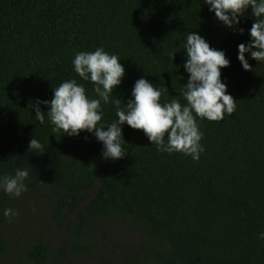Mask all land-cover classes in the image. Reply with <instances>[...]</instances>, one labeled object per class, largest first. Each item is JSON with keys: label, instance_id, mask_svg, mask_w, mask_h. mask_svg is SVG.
Instances as JSON below:
<instances>
[{"label": "trees", "instance_id": "trees-1", "mask_svg": "<svg viewBox=\"0 0 264 264\" xmlns=\"http://www.w3.org/2000/svg\"><path fill=\"white\" fill-rule=\"evenodd\" d=\"M209 8L204 0H0V176L29 172L20 197L0 189V264H65L68 257L264 264V62L245 53L247 71L238 59L255 17L249 7L235 26L241 34ZM189 32L229 59L221 80L237 105L219 122L197 118L205 149L199 161L157 151L126 123L127 155L105 160L93 133L57 140L49 106L40 104L44 123L29 107L50 101L54 88L71 79L98 98L73 65L76 53L97 48L125 68L109 103L102 102L105 126L117 119L112 101L132 99L140 78L163 89L161 104H186ZM33 138L46 147L42 154L28 150ZM9 208L19 214L5 217ZM50 232L68 244L55 254Z\"/></svg>", "mask_w": 264, "mask_h": 264}, {"label": "clouds", "instance_id": "clouds-1", "mask_svg": "<svg viewBox=\"0 0 264 264\" xmlns=\"http://www.w3.org/2000/svg\"><path fill=\"white\" fill-rule=\"evenodd\" d=\"M215 12L216 18L243 34L237 29L240 18L251 8L255 20L250 28L251 42L238 45V59L242 67L250 71L252 65L245 53L257 62H264V0H204ZM187 60L185 70L190 74L182 95L186 104L173 99L161 104L163 89L154 87L147 79L135 81L131 90L132 99L123 103L120 98L112 101L116 106V117L111 123H103V104L110 101L114 89L122 83L125 68L120 58L110 55L103 48L95 51L76 53L73 65L75 72L84 81L94 84L98 98L90 99L82 84L75 79L66 80L54 88L53 98L37 100L29 105L35 110V118L44 123L45 112L40 104L48 105L47 116L51 121L57 140L62 134L78 136L82 131L93 133L102 142V155L105 160H119L127 155L128 148L123 137L125 123L134 130H142L157 151L181 153L199 161L205 151L200 143L204 133L200 131L197 118L219 122L236 110V99L227 93V85L221 80V69L230 65L222 50L211 48L205 38L189 32L186 38ZM255 49V50H254ZM175 53V52H174ZM172 53V59L174 58ZM46 147L37 138L30 140L28 150L42 154ZM29 177L26 169H16L15 175L0 176V189L13 197L27 192L25 184ZM35 211V209H33ZM19 213L11 208L4 210L5 217ZM264 239V233L259 234Z\"/></svg>", "mask_w": 264, "mask_h": 264}, {"label": "rangeland", "instance_id": "rangeland-1", "mask_svg": "<svg viewBox=\"0 0 264 264\" xmlns=\"http://www.w3.org/2000/svg\"><path fill=\"white\" fill-rule=\"evenodd\" d=\"M50 236L48 239L49 245L51 250L54 252V254L56 253V250L59 247H63V246H67V242L65 240V237L63 235H61L60 233L57 232H50L49 233ZM12 239L14 240V238L12 237ZM12 255L15 257L16 253L14 251H11ZM12 256V257H13ZM66 263L65 264H104L102 260H97V258H91V259H87V260H79L76 257H68L66 258Z\"/></svg>", "mask_w": 264, "mask_h": 264}]
</instances>
